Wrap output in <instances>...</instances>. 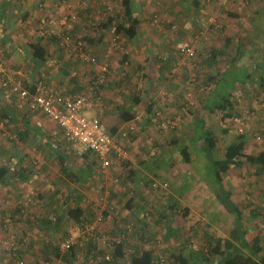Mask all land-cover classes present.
I'll list each match as a JSON object with an SVG mask.
<instances>
[{
	"label": "rangeland",
	"instance_id": "374dc122",
	"mask_svg": "<svg viewBox=\"0 0 264 264\" xmlns=\"http://www.w3.org/2000/svg\"><path fill=\"white\" fill-rule=\"evenodd\" d=\"M80 1L82 5L79 9L78 20L70 26V32L76 27H86L85 24L89 30L94 32L97 26L107 21L108 17L123 14L119 0ZM138 1L141 10L147 11L145 15L148 17V26L160 28L164 41L173 39L172 46L175 47L158 49L162 61L168 62L169 58L175 59L172 73H169L171 75L183 73L189 77V87L186 90L188 106H182L179 120L183 118L182 115L186 110L200 111L204 114L203 109L200 108L199 98H204L212 91L215 93L217 79L225 77L228 92L233 90L231 92V102L234 108L232 117L224 118L220 112H217V116L205 117L209 127L214 126L218 129L221 123H226L228 131L231 130L232 133L230 136H223L225 142L218 144L213 151L214 161L224 157L227 143L236 142L242 138L246 144L248 143L244 153L257 155L264 152V0H254L256 4L249 2L247 5L245 0H242V3L236 4V7H233L231 0H220L219 5L223 7L221 13L224 16L211 14L205 18L206 25L195 33L190 30L186 32L190 18L182 1ZM73 2L74 0H68L66 3L67 12L64 16L70 13L68 5L73 6ZM96 3L102 4V7L97 14H93L91 8ZM177 5L180 6L181 11L182 6L184 8L179 18L173 11ZM233 13L237 14L238 18L229 15ZM216 25L219 26L218 29L215 28ZM73 38L83 41L88 48L89 41L86 39L89 38L78 36H73ZM112 42L113 44L111 43L107 50L100 53L96 51L93 54L100 63L107 59L110 65L112 56L119 52L128 55L120 44L121 39L114 40L113 38ZM235 43H241L246 47L243 48V55L236 60L238 53L234 48ZM165 44L163 43L162 47L170 46ZM255 44L258 48H251ZM213 45L224 51L227 60L220 63L210 62L208 65L201 63L202 57L205 55L207 58L210 57ZM185 47L194 49L193 59H188L181 54L180 49ZM66 53L69 54V58L77 59L75 53ZM126 59L121 64L123 66L125 63V68L128 67L127 71L125 70L127 74L132 72L133 68L129 67ZM241 67L243 69L240 70V74L248 72L247 75H251V78L247 83H236L234 86L232 78L239 75L238 69ZM78 68L81 69L82 65ZM141 75L139 74L138 78ZM109 76H111V71ZM148 77L149 75L145 76L146 80ZM83 80V82L80 79L75 81L78 85H84V88H87V81L85 78ZM130 80L132 79H128L127 82ZM149 81L150 79L145 83L147 88L151 86ZM121 86L120 83L119 87ZM139 88L145 89L146 87ZM83 115L87 119H92L97 116V113L93 109L84 111ZM169 121L163 119L158 125V132L154 131L153 134L160 136V134L178 131L181 136H177L176 142L160 147L149 133H144V141L139 147L147 156L142 157L144 161L138 160L141 151H138L137 147L130 146L135 126H126L120 136L115 137L120 140L129 154L124 168L121 171L112 169L107 179L99 175L97 168L88 161L87 163L92 164L94 169L91 174L87 175V172L83 175V182L78 184L77 190L73 188L75 187L73 185L66 191L64 178L55 173V166H57L55 160L57 159L53 154H47V152L45 153L47 158L42 159L43 153L37 149V145L32 150L29 149L32 155L29 164L36 174L35 182L39 180L41 182L31 185L21 182L16 188L6 186L0 189V264H18L19 261L23 264H88L93 260L92 255L94 254H92L90 244L92 245L94 233L91 231L76 232V225L71 221H65L66 225L63 227H61L62 223L58 225L59 227L56 226L54 214L50 212L53 205L58 208L55 210L58 212L65 205L71 207L80 205L90 214L89 220L95 227V233L109 237L127 235L129 253L131 254L133 250H151L154 253L155 264H172V255L184 247H190L192 242L196 243L199 250L205 249L209 235L224 239L227 231L233 226V218L215 199H212L209 181L212 180L213 165L206 156L207 154L202 152L203 139L197 138L201 134L200 127L190 128L188 133L179 129L180 122L178 121L179 124L175 128L164 129L163 125ZM217 133L219 134V131ZM15 135L11 131L6 134L4 132L3 145L11 146L14 151H24L23 144L18 139L19 137L15 138ZM189 135L192 140H195L194 143L188 140ZM185 148H189L191 158L194 157L191 163H186L181 156V151ZM75 155L77 159L82 160L83 156ZM18 167L19 164H15L13 169H18ZM115 179L117 182L114 181ZM224 181L225 186L232 191V200L242 209L248 230V241L252 243L254 239H260L264 250V174L256 177L254 168L245 163L241 168L233 169L225 175ZM185 183L188 184L183 188ZM180 196L181 199H179ZM198 197L205 199L204 205L195 202ZM190 199L192 205H185L184 200L190 201ZM19 201H22L23 205ZM129 202L133 204L131 211L127 209ZM251 211L257 212L258 217L253 218ZM105 213H110L114 220H108ZM99 215H102L101 220H98ZM47 218L52 219L50 224L45 223ZM4 219H10L13 223L9 232L2 228ZM138 219L142 220L145 233L139 229ZM43 224H46L47 228H43ZM170 226L176 228L177 233L174 238L166 239L164 234ZM9 233L19 240L16 243L15 255L8 250ZM68 236L75 239L72 251L63 255L57 253L58 256H56L54 251L57 252L58 245ZM24 239H26L25 242ZM80 243L82 246H79Z\"/></svg>",
	"mask_w": 264,
	"mask_h": 264
},
{
	"label": "crops",
	"instance_id": "0c3cea01",
	"mask_svg": "<svg viewBox=\"0 0 264 264\" xmlns=\"http://www.w3.org/2000/svg\"><path fill=\"white\" fill-rule=\"evenodd\" d=\"M178 1H176L177 4ZM180 1H182L183 6H185L187 15L190 18V22L186 27V32L189 30L193 33L200 31L199 29L206 25L205 18L211 14L218 15L219 17L224 16L221 13L223 7L219 5L220 0ZM231 1L233 7H236V4L239 5L242 3V0ZM67 2L68 0H0V59L10 77L13 76L23 80L28 89L33 88V86L36 88V84L42 81L49 91L48 93L53 95L56 104L63 106L66 99L88 94V91L92 88L93 81L100 72V62L93 54L96 51L100 53L107 50L111 43L113 44V38L114 40L121 39L120 44L123 46L124 52L128 55L119 52L117 55L112 56L109 65L111 66V76H108L106 83L94 93L95 97H100V100L98 106L93 109L97 113L95 117L101 119L108 132L114 137L120 136L126 126H135V132L133 133L134 135L132 134L133 138L130 140V146L137 147L138 151H141V155H138V160L144 161L143 158L147 157L144 155V151L139 149L144 141V133H149L150 137L156 140L160 147L176 142V140H178L177 136H181L178 131L160 134V136L154 135V131L158 132V125L163 119L167 121L175 120L177 125L179 121V129H183L188 133L190 128H194L195 126L198 127L204 122L206 127L216 132L219 131L222 139L221 144L225 142L223 136L226 135L227 137L232 134L231 130L228 131V125H225L226 123H218L220 124V128H218L220 130H218L214 126L209 127L205 120L207 116H215L217 112L222 114L225 112L212 108L213 104L218 105L221 99L227 95V85L224 80H221L225 79L223 77L216 81L215 93H212V91L207 96H204V98H199L201 103L200 108L203 109L204 114L200 113V111L195 112L194 110H186L182 115L183 118L179 120L181 118L179 113L183 108L182 106H188L186 90H188L189 87V77L183 73L171 75L175 59L169 58L168 62H164L165 60L162 61L161 57H159L158 49L160 47L161 49L175 47L172 46L173 39L170 37V41H164V36L160 28L157 29L148 26V17L145 15L147 11L144 12L141 10L138 0L136 16L139 18L140 24L137 37L132 40H128L122 35L115 36L110 28L100 31L97 27L96 31L93 32L88 29L89 27L86 24V27H76L75 30L70 32L72 36L89 38L86 39L89 41V45H87L88 48L86 45L85 47L87 52L90 51L89 53L97 58V62L94 64L84 63L79 57H77V59L69 58V54L63 51L58 43V37L62 30L61 26L55 25L49 27L47 25V20L49 18L59 21L60 18L64 16L67 12L65 8ZM245 2L246 5L249 4V2L256 4L254 0H245ZM183 6L182 11L179 5L173 10L178 18L184 11ZM101 7L102 4H94L91 8L93 14H97ZM256 10L257 9H255V13H257ZM229 15L237 14L233 13ZM163 43H166L165 45L169 44L170 46L162 47ZM33 44H39L46 51L47 58L45 61H36L32 57L31 46ZM234 46L238 53V56L235 58L236 60L239 59V56L243 55V48L246 47L241 43H235ZM251 48H258V45L255 44L251 46ZM211 49L220 50L222 53L220 55L218 54L212 63H220L225 59L227 60L221 48L214 47L213 45ZM125 58H127L126 61H128L129 67L133 68H131L132 72L127 73L129 74L128 76L126 74L128 67L125 68V63H123V66L121 64ZM205 58H207V55L202 57L201 63H205ZM105 61L108 62L107 59ZM79 65H82L81 69L78 68ZM242 69V67L238 69L239 75L236 77L237 79L234 86L236 83H247L251 78V75H247L248 72L240 74V70ZM139 74H142L140 78H138ZM146 75H149L150 88H147L148 86L145 84L148 80L145 78ZM84 78L87 81V88H84V85H78L75 81L80 79V81L83 82ZM128 79L132 80L127 82ZM120 83L122 85L121 87H119ZM117 86L119 88L116 89L115 87ZM143 86L146 88H139ZM232 91L231 89V98ZM1 113L7 114L10 120L0 121V166H8L10 172L7 174L5 182L3 184L0 183V189L6 186L16 188L21 182L28 185L41 182V180L35 182L36 174L29 164L31 162L30 157H32L29 153V149L32 150L35 145H37V149L43 153L41 156L42 159L47 158V154H53L55 159H57L55 160V164L57 165L55 166V173L64 178L63 182L66 186V191L73 185L75 186L73 188L76 190L79 188L78 184L83 182L81 177L87 173L85 168L87 166H92L87 162L93 163V159L95 158L89 155V159L83 157L81 161L77 159L75 151L72 149L71 145L65 141L57 125L41 112H31L28 109L26 101L20 100L16 95L5 90L0 80V114ZM8 131L15 133V138L19 137L18 139H20L25 148L24 151H14L11 149V146L6 147L3 145V133L5 132L6 134ZM190 137L189 135L188 140L194 143L195 140H192V137ZM187 149L189 151V148ZM248 154L250 153L248 152ZM3 155H5V157H3ZM191 156L189 151V163L194 159V157L191 158ZM15 164H19L18 169H13ZM94 166L97 168L96 164H94ZM91 169H94L93 166ZM18 171H24L27 178H25V180H20L18 178ZM66 172H68L70 176L74 175L75 177L72 179L69 178L66 176ZM88 174L89 173H87V175ZM76 177H80L81 180L77 182ZM187 184L188 183H185L183 188ZM209 184L211 185L209 188L212 193V199H215L213 194L215 184L212 180L209 181ZM177 188L179 189V186H177ZM225 189L229 192L231 191L230 188L226 186ZM230 193L232 194V191ZM179 199H181V196ZM184 201L185 205H192L191 199L190 201ZM195 202L204 205L206 201L204 198L198 197V200H195ZM63 208L62 206V209ZM56 209L58 208L53 205L50 212L54 214ZM65 225L66 223L64 221L61 227ZM173 229L177 231L176 228L173 227ZM175 236L176 235H172L169 238H174ZM185 248L186 247L182 248L181 251Z\"/></svg>",
	"mask_w": 264,
	"mask_h": 264
},
{
	"label": "trees",
	"instance_id": "16d2710c",
	"mask_svg": "<svg viewBox=\"0 0 264 264\" xmlns=\"http://www.w3.org/2000/svg\"><path fill=\"white\" fill-rule=\"evenodd\" d=\"M119 4L122 8L123 14L110 16L105 23H102L97 27L100 31L110 28L115 36L122 35L128 40H132L137 37L140 24L139 18L136 16V12L138 10L137 0H119ZM230 16L238 18L237 15ZM254 30L257 31V28L254 27ZM31 48L32 57L36 61L46 60V51L39 44H33ZM218 54H222L221 51L213 49L210 53V57L205 58L204 64L213 62ZM232 79V83L235 84L237 78L233 77ZM218 80L219 79H217V81ZM221 80L227 82L226 78ZM29 89L31 93H35L36 91L34 86ZM226 92L227 95L221 99L218 105L213 104L212 108L219 111H225L223 117L231 118L234 108L231 103L230 92L228 93V90ZM1 120L5 121L10 119L7 114L1 113L0 121ZM198 127H200L201 134L197 138L199 140L203 139L202 152L207 154L206 156H208L209 161H211V164L213 165L212 181L215 184V189L213 190L214 197L217 203L233 218V226L227 231L224 239L209 235L208 245L203 250H199L196 247V243L192 242L190 247L185 248L186 251L183 249L182 251L180 250L178 253L172 255V264H264V250L261 245V240L257 238L254 239L252 243L248 241V230L245 224V217L242 209L238 203L232 200V194L225 189L224 185L225 175L233 169L241 168L245 163L254 168V174L256 177H261L264 174V152L257 155L244 153L246 142L242 140L243 138L241 137L242 139H239L236 142L227 143L225 146L224 157L220 160L214 161L213 151L217 148L218 144L222 142L221 136L216 131L206 127L204 122H202ZM89 155L90 153L83 155V158L89 159ZM181 155L187 163L190 162V157H188L189 151L187 148L181 151ZM92 164H96L95 159H93ZM91 167L92 166H87L85 168L87 170L86 172L89 174L92 172ZM9 172L10 168L8 166H0L1 184L5 182ZM66 176L71 179L75 177L74 175L70 176L68 172H66ZM18 178L20 180H25L27 175L24 171H18ZM76 178L77 182H79L82 177ZM127 209L130 211L133 209V204L131 202L127 204ZM252 214L253 218L258 217L257 212H253ZM105 217L108 218V220H114L111 218L110 213H105ZM53 218L56 226L60 225L64 221H71L78 225H82L89 221L90 214L80 205H76L75 207L65 205V207L59 212L54 211ZM51 222V218H47L45 220V223ZM137 222L139 229L145 233L142 228L144 227L142 220L138 219ZM43 228H47V225L43 224ZM176 233L177 231L170 226L164 234V238L167 239L172 235H176ZM92 245L90 244L91 249H93ZM128 245V242L123 240L121 244L117 245L114 251H109L111 254L112 264H124V262H126V264H155L154 253L151 250H133L130 254ZM94 249L97 253L96 255H92L93 260L88 264H109L104 261L105 254L108 251L102 250V248L99 247H94ZM54 253L58 256V251H54Z\"/></svg>",
	"mask_w": 264,
	"mask_h": 264
},
{
	"label": "built area",
	"instance_id": "2783aa9c",
	"mask_svg": "<svg viewBox=\"0 0 264 264\" xmlns=\"http://www.w3.org/2000/svg\"><path fill=\"white\" fill-rule=\"evenodd\" d=\"M73 3V6L70 4L68 5L70 9L69 14L61 17L59 21L49 18L47 20V25L49 27L55 25L61 26L62 30L58 37V43L63 51L70 54L75 53L84 63L94 64L97 60L87 52L84 42L78 39L74 40L70 33L69 28L72 24L77 22L79 9L82 5L80 0H74ZM215 28L218 29L219 26L216 25ZM180 52L188 59H193L195 57V51L191 47L182 48ZM109 74V65L106 61H103L100 63V72L95 77L93 86L88 94H83L75 98H68L65 100L64 105L60 106L56 104L53 95L48 93L49 91L42 81L36 84V92L31 93L25 86L23 80L13 76L10 77L7 74V70L0 59V80L2 87L16 95L20 100L26 101L28 109L31 112L39 111L55 123L61 131L65 141L71 145L77 155L83 156L84 154L90 153L96 160V170L98 174L107 179L110 177L112 169L115 168L121 171L124 168V165L129 159V154L122 146L120 140L108 132L99 117L87 119L83 115V112L92 110L98 106L100 97H95L94 93L106 83ZM176 126V121L172 120L164 124L163 128H175ZM122 135L125 136V134ZM114 181L117 182V179ZM19 203L23 205L22 201H19ZM101 219L102 215H99L98 220ZM75 225V231L78 233H83L84 231H91V233H94L92 237V254L94 255L97 253L94 247L112 252L123 240L127 241V235L125 234L109 237L104 234L95 233V227L90 220L85 224L78 225L75 223ZM12 226L13 223L10 219H4L2 228L5 231L9 232ZM9 241L8 250L15 255L17 250L16 243L17 241L19 242V240H16V237L9 233ZM23 241L25 242L26 239ZM82 243H80L79 246H82ZM74 245L75 239H73L72 236H68L67 239L58 245L57 251L63 255L67 252H71ZM108 252L105 254L104 261L112 264L111 254ZM18 264H23V262L19 261Z\"/></svg>",
	"mask_w": 264,
	"mask_h": 264
}]
</instances>
